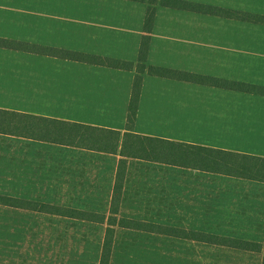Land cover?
Returning <instances> with one entry per match:
<instances>
[{
  "label": "rangeland",
  "instance_id": "rangeland-1",
  "mask_svg": "<svg viewBox=\"0 0 264 264\" xmlns=\"http://www.w3.org/2000/svg\"><path fill=\"white\" fill-rule=\"evenodd\" d=\"M99 1L110 0H0V35L84 45L93 28L99 31L100 26L90 22L92 3ZM200 1L264 13V0ZM166 15L173 22L162 26L169 37L160 39V48L178 56L162 60L264 84V26L188 12ZM235 95L207 89L208 98ZM97 123L118 124L105 119ZM119 159L0 135V194L108 213L118 183L122 217L264 244V185L136 159L129 160L125 175L117 178ZM50 214L0 204V264L100 263L105 224ZM263 256L119 229L110 264H262Z\"/></svg>",
  "mask_w": 264,
  "mask_h": 264
},
{
  "label": "crops",
  "instance_id": "crops-1",
  "mask_svg": "<svg viewBox=\"0 0 264 264\" xmlns=\"http://www.w3.org/2000/svg\"><path fill=\"white\" fill-rule=\"evenodd\" d=\"M146 5L147 3L130 0L93 2L92 7L95 11L90 22H96L93 24L100 26L98 27L99 31L96 33V30L93 28L91 36L81 46L64 45L57 42H39L9 35L0 36L136 61L139 56L141 40L144 34ZM167 12L200 14L158 5L153 32L151 33L149 49L150 63L195 71L179 65L169 64L172 59L168 61L162 60V58L169 59L178 56V54H174L172 51L168 52L160 48V39L164 38L166 40L169 37L162 33V26L173 22V20L169 19L171 17L166 15ZM228 20L247 22L236 19ZM247 23L251 24L252 22ZM252 24L264 26L258 23ZM89 41L92 44L96 42V44L90 46ZM134 77L135 72L131 70L87 64L28 51L0 47V108L113 128L124 133L127 130L126 123L132 97ZM235 80L264 85L248 80ZM207 89L227 91L236 95L208 98ZM208 107L211 108L208 109ZM104 114H106V117H103ZM100 119L117 122L118 124L110 126L99 125L97 120ZM134 131L143 135L264 156V95L227 90L145 74ZM0 135L20 137L2 133ZM21 138L55 145L60 148H76L90 152L119 155L120 159L123 158L120 153H104L82 147L50 143L26 137ZM213 140L218 141L220 144H213ZM131 159L142 160L127 158V162ZM127 162L125 164L126 168ZM156 163L170 165L161 162ZM170 166L184 168L175 165ZM224 176L264 185V182L256 180L229 175ZM260 198L264 201V191H261ZM73 208L82 209L79 207ZM85 210L93 211L90 209ZM99 214L109 215L110 211ZM50 215L65 217L57 214ZM154 222L161 223L158 221ZM106 227L107 225L104 228L103 237ZM119 229L126 228H118L116 236Z\"/></svg>",
  "mask_w": 264,
  "mask_h": 264
},
{
  "label": "trees",
  "instance_id": "trees-1",
  "mask_svg": "<svg viewBox=\"0 0 264 264\" xmlns=\"http://www.w3.org/2000/svg\"><path fill=\"white\" fill-rule=\"evenodd\" d=\"M130 1L147 3L144 34L136 61L0 36V47L2 48L134 71L133 91L126 123L127 130L122 133L120 130L113 128L0 108V133L93 149L104 153H120L123 158L119 162L117 178L125 175L127 158H137L264 182V156L143 135L134 131L145 74L264 95V85L150 63L151 33L153 32L158 5L263 25L264 14L194 0ZM121 187L117 183L109 215L3 194H0V204L73 217L90 222L105 223L107 227L99 264H110L118 228L156 233L197 242L227 245L238 249L262 252L264 255L263 243L161 224L145 219L119 216V191ZM262 264H264V256Z\"/></svg>",
  "mask_w": 264,
  "mask_h": 264
}]
</instances>
